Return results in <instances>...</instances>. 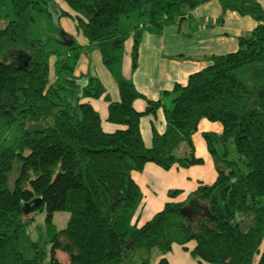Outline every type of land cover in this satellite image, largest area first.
<instances>
[{
    "label": "trees",
    "instance_id": "1",
    "mask_svg": "<svg viewBox=\"0 0 264 264\" xmlns=\"http://www.w3.org/2000/svg\"><path fill=\"white\" fill-rule=\"evenodd\" d=\"M62 1L98 50L118 100H110L96 76L78 83L79 47L69 35H33L35 14L52 16V0H0V264H61L57 251L67 264H149L154 249L161 254L155 264H169L163 255L171 245L187 251L188 242L197 264H264V11L258 2L217 0L218 22L235 11L251 17L253 28L237 37L234 51L211 55L183 85L174 83L164 92L166 104L146 99L136 111L132 101L143 95L121 73L124 40L130 34L132 71L143 29L160 31L208 0ZM130 15L135 22L126 27ZM100 96L106 120L124 128L104 132L96 110L81 101ZM158 107L164 129L152 128L146 147L138 119ZM201 118L221 127L201 132L214 180L165 202L136 227L141 193L130 172L146 162L162 169L201 164L191 139ZM180 142L186 149L176 155ZM58 210L68 213L60 229L51 221ZM41 211L43 228L32 239L26 226Z\"/></svg>",
    "mask_w": 264,
    "mask_h": 264
},
{
    "label": "crops",
    "instance_id": "2",
    "mask_svg": "<svg viewBox=\"0 0 264 264\" xmlns=\"http://www.w3.org/2000/svg\"><path fill=\"white\" fill-rule=\"evenodd\" d=\"M256 1L264 11V0ZM52 5V16L56 18L61 32L68 34L79 47L73 71V74L79 77L78 83L83 84L86 76H96L110 100L117 101L118 92L115 82L102 64L98 50L75 28L73 19L75 13L62 0H52ZM59 11H65L69 16L59 15ZM219 14L218 1L208 0L188 11L180 20L176 19L164 25L160 31L143 29L138 44L136 67L132 71L129 58L130 34L126 37L123 42L120 69L122 75L130 79L136 90L143 95L142 98L132 101L136 111L143 110L146 99H159L166 104L170 95L164 92L169 91L174 83L183 85L189 73L209 63L211 55L234 51L237 48V37L248 33L255 25L251 17L229 10L224 12L222 20L218 22ZM81 101L88 102L96 110L100 127L104 132L124 128V125L106 120L107 102L101 96L87 97ZM138 128L143 145L148 147L152 128L159 133L164 129L161 107L156 108L153 113L142 114L138 119ZM220 129V124L216 121H208L204 118L198 121L197 129L192 133L191 139L194 155L203 159L201 164L162 169L151 162H146L140 171L130 172L132 180L141 193L140 201L132 215L136 227L148 221L165 202L182 200L198 184H209L214 180L213 163L206 151L201 132L219 133ZM185 149L186 145L182 144L177 152L181 154ZM172 189H177L178 193L170 197L167 191ZM173 245L182 250L177 244H172L171 248ZM185 246L190 250L193 243L188 242ZM188 250L182 251L188 252ZM165 259L170 264L166 257Z\"/></svg>",
    "mask_w": 264,
    "mask_h": 264
},
{
    "label": "rangeland",
    "instance_id": "3",
    "mask_svg": "<svg viewBox=\"0 0 264 264\" xmlns=\"http://www.w3.org/2000/svg\"><path fill=\"white\" fill-rule=\"evenodd\" d=\"M134 22H135L134 15H130L128 18L123 20V23L125 24L126 27H128L127 25L131 26L132 24H134ZM3 23L4 21L0 20V26H2ZM59 27L60 26L54 16H47L44 13H36L35 21L31 27V30H32L33 35H38L40 37H44L48 34H51L56 38H62L64 37V35H68V34L62 33ZM49 62H50L49 79H51L52 78V66H51L52 57L50 58ZM165 100L167 99L165 98ZM182 144L185 145L184 142H180L178 146L176 147V149L174 150V154L176 155L180 154L177 152V150ZM16 170H17V166L15 167L14 165V167H12V170L8 174L9 185L12 184ZM31 215H32V220L29 223V225L26 226V232L30 238L34 239L36 234L40 231L39 228L40 229L43 228L44 213L43 211L34 212V213H31ZM67 215L68 213L64 210L53 211L52 216H51L52 224L57 229L63 228L66 222ZM25 218L27 217L25 216ZM55 256L59 263L67 264V258L63 253L57 251L55 253ZM160 256L161 254L156 249L152 250L150 254V258H149V264H155L156 260ZM164 256L168 259L170 264H197V260L194 257H192L188 252H184L180 250L178 246L176 245H173L171 250L168 253H166ZM254 262H255V257H254Z\"/></svg>",
    "mask_w": 264,
    "mask_h": 264
}]
</instances>
